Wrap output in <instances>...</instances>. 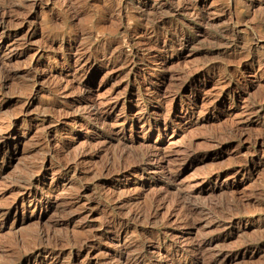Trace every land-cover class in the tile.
Listing matches in <instances>:
<instances>
[{"label":"rangeland","instance_id":"1","mask_svg":"<svg viewBox=\"0 0 264 264\" xmlns=\"http://www.w3.org/2000/svg\"><path fill=\"white\" fill-rule=\"evenodd\" d=\"M0 264H264V0H0Z\"/></svg>","mask_w":264,"mask_h":264},{"label":"bare ground","instance_id":"2","mask_svg":"<svg viewBox=\"0 0 264 264\" xmlns=\"http://www.w3.org/2000/svg\"><path fill=\"white\" fill-rule=\"evenodd\" d=\"M131 53H132V52H131ZM191 196H192V195H191ZM185 198H186V197H185ZM181 199H184V198L181 197ZM186 201H187V200H186ZM184 203H185V202H184ZM189 203H190V202H189ZM207 204H208V203H207ZM207 206H209V205H207ZM197 207H198V206H196V208H197ZM185 208H186V207H185ZM192 208H193V207H192ZM192 208H191V210H192ZM211 208H212V207H211ZM198 209H199V208H198ZM198 209H195V208H194L193 210H196V212H197ZM206 209H207V208H206ZM208 209H209V208H208ZM208 209H207V210H208ZM146 210H147V209H146ZM188 210H189V209H188ZM202 211H203V210H202V208H201V209H200V212L202 213ZM198 212H199V211H198ZM143 213H144V212H143ZM143 213H138V216H140L139 214H142V215H143ZM145 213H146V212H145ZM182 213H183V212H182ZM188 213H189V211H188ZM192 213H194V211H193ZM201 213H200V215H201ZM186 214H187V213H186ZM195 214H196V213H195ZM206 214H207V213H206ZM136 215H137V214H136ZM138 216H136V217H138ZM189 216H190V215H189ZM140 217H141V216H140ZM183 219H184V218H183ZM192 220H193V219H192ZM124 252H125V251H124ZM129 252H130V251H129ZM138 254H139V253H138ZM138 254H137V255H138ZM130 255H131V254H130ZM125 257H126V256H125ZM127 257H128V256H127ZM141 258H142V257H141ZM139 259H140V258H139ZM142 261H143V259H142ZM207 262H208V261H207Z\"/></svg>","mask_w":264,"mask_h":264}]
</instances>
